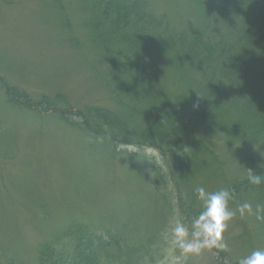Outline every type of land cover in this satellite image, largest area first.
<instances>
[{
	"label": "rangeland",
	"instance_id": "obj_1",
	"mask_svg": "<svg viewBox=\"0 0 264 264\" xmlns=\"http://www.w3.org/2000/svg\"><path fill=\"white\" fill-rule=\"evenodd\" d=\"M96 3L0 0V77L22 93L12 104L7 86L0 85V264H37L40 244L60 237L76 219L92 220L97 229L117 224L131 244L139 245L153 232L165 237L174 220L182 219L172 183L156 182L155 162L140 157L144 148L134 145L141 153H129L127 145H118L114 153L104 145V134L92 136L82 124L88 119L96 124L98 107L139 127L151 124L155 116L173 117L174 104L185 97L193 103L195 94L209 87L207 78H215L184 66L177 71L181 64L173 58L183 50L177 49L173 32L224 36L226 43L239 33L240 20L221 0H146L164 26H155V36L144 40L132 25V45L139 47L141 65L134 85L102 46V33L92 19L99 13ZM115 39L111 36L110 43ZM138 73L133 70L132 75ZM213 84L212 94L218 82ZM47 99L51 106L44 103ZM194 139L205 141L198 147L201 172L191 191L196 199L197 186L217 191L264 162L261 142L231 140L208 125ZM194 139L187 140L196 147ZM155 149L166 174V162ZM245 201L253 209L262 205L254 198L234 199L230 207ZM224 239V260L206 249L181 264L237 263L254 250H264V225L255 215L241 218L237 213ZM169 246L164 240L151 264H162Z\"/></svg>",
	"mask_w": 264,
	"mask_h": 264
},
{
	"label": "trees",
	"instance_id": "obj_2",
	"mask_svg": "<svg viewBox=\"0 0 264 264\" xmlns=\"http://www.w3.org/2000/svg\"><path fill=\"white\" fill-rule=\"evenodd\" d=\"M221 1L228 13L238 16L240 20V31L230 39L231 42H223L226 39L224 36L216 39L202 33L188 36L184 32H173L177 49L183 50L181 56L176 52L173 58L174 64H181L177 71L184 66L203 73L205 78L210 73L215 76L212 78L210 75L207 78L209 87L198 92L204 98L196 93L192 103V99L190 101L185 97L179 104L173 105V117L155 116L152 123L145 127L133 124L134 120L125 121L115 112L99 107L95 108L94 113L96 124H91L89 119L86 124H82L92 131V136L93 133L104 134V145L114 153H118V145L157 148L166 162L168 173H163L161 164L153 163L156 182L164 185L172 183L181 207V217L186 224L202 210L191 194L201 172L197 160L198 147L201 148V143H205L204 140L194 139L196 132L208 125L231 140L264 144V0ZM96 2L94 11L99 13L92 19L97 20V30L100 29L102 33V46L114 60L113 66L128 71L126 74L130 75L135 85L141 75L138 73L141 65L138 63L139 47L132 45V25L142 32L144 40L155 36V26L164 25L148 9L146 0ZM206 20L209 22L207 17ZM111 36H117L112 44ZM173 47H176L174 43ZM116 54L123 55L126 61L122 62ZM133 70L138 74L132 75ZM214 79L218 86L216 93L212 94L210 91L215 87ZM0 85L7 86L12 104L16 103L17 98H22V93L5 84L2 77ZM44 103L52 105L48 99ZM197 104L198 107H194ZM27 106L32 105L28 103ZM77 125L71 124L74 127ZM106 128L110 131L106 132ZM190 138L194 142L198 141L196 147L187 140ZM254 171L264 174V168L259 166ZM227 188L233 190L235 200L254 198L264 205V184L252 185L246 177H240ZM86 222L76 219L60 237L40 244L37 264H151L155 256L161 254L160 248L165 239L156 232L148 235L149 239L144 245L131 244L128 233L117 224L109 227L103 225L97 229L93 225L94 221ZM261 223L264 225V221ZM212 250L220 253L221 259L226 254L224 251Z\"/></svg>",
	"mask_w": 264,
	"mask_h": 264
},
{
	"label": "clouds",
	"instance_id": "obj_3",
	"mask_svg": "<svg viewBox=\"0 0 264 264\" xmlns=\"http://www.w3.org/2000/svg\"><path fill=\"white\" fill-rule=\"evenodd\" d=\"M198 96L204 98L200 94ZM194 107H198V104ZM127 151L141 153L140 148L134 145H129ZM143 155L148 161L159 164L160 154L154 147L145 146ZM261 155L264 156V153L261 152ZM260 167L264 168V162L260 163ZM246 179L252 185L264 184V174H257L251 168H248ZM195 193L202 210L188 224L177 218L170 225L164 237L170 246L165 251L162 264H181L182 259L186 261L191 256H199L206 249L226 251L228 245L224 232L237 213L241 218L255 215L258 221H264V205L258 204L253 209L252 203L245 201L235 209L231 208L234 192L227 187L206 191L203 186H197ZM237 264H264V250L252 251L250 255L240 258Z\"/></svg>",
	"mask_w": 264,
	"mask_h": 264
}]
</instances>
